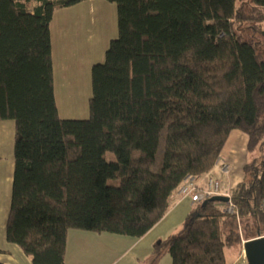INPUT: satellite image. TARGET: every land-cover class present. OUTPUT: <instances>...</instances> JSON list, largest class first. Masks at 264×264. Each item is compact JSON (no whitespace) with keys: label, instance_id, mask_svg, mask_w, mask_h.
I'll list each match as a JSON object with an SVG mask.
<instances>
[{"label":"trees","instance_id":"16d2710c","mask_svg":"<svg viewBox=\"0 0 264 264\" xmlns=\"http://www.w3.org/2000/svg\"><path fill=\"white\" fill-rule=\"evenodd\" d=\"M85 1L0 0V121L15 123L7 241L32 264H65L72 230L142 238L239 130L236 214L196 205L151 262L167 251L172 264H228L227 250L264 236V0H106L118 35L92 67L90 116L64 119L52 22Z\"/></svg>","mask_w":264,"mask_h":264},{"label":"rangeland","instance_id":"374dc122","mask_svg":"<svg viewBox=\"0 0 264 264\" xmlns=\"http://www.w3.org/2000/svg\"><path fill=\"white\" fill-rule=\"evenodd\" d=\"M89 8L95 10L96 13L90 14ZM75 18H78L80 23H76ZM94 18L95 21H93ZM117 35V6L106 0H92L69 12L59 10L56 13L52 22V59L56 102L62 118L75 120L89 118L92 67L105 61L109 43ZM105 157L108 161L115 159L111 153H106ZM108 183L111 186L119 185V181L114 179L109 180ZM178 215L180 217V214ZM186 216L181 223H174L179 226L174 228L173 233H177L181 229ZM166 223L162 224L152 235L147 236L145 240H140L136 244L133 241H137V238L119 235L128 240L122 241L114 247L102 244L98 247L97 252L105 254L104 264H151L155 246L162 240L159 236L163 238L168 236L163 230ZM70 233H75V231ZM69 245L72 256L79 255L77 244H74L72 237L69 240ZM83 252L84 250L80 254ZM226 256L228 264H248L246 258L237 260L238 250L235 248L227 250ZM156 264H172L170 254L165 251Z\"/></svg>","mask_w":264,"mask_h":264},{"label":"crops","instance_id":"0c3cea01","mask_svg":"<svg viewBox=\"0 0 264 264\" xmlns=\"http://www.w3.org/2000/svg\"><path fill=\"white\" fill-rule=\"evenodd\" d=\"M92 0H88L85 2H91ZM77 4L73 7L62 9V12H69L73 10V8H78ZM102 2V1H101ZM77 6V7H76ZM90 9V8H89ZM81 10V9H79ZM79 13V11H77ZM95 14V10L90 9V14ZM79 19H81L78 16ZM78 18L75 20L76 23H80ZM95 21V18L94 20ZM14 143H15V123L12 120H4L0 121V263L1 264H32V261L29 257H27L21 248L15 244H11L6 239V224L8 219V214L11 206V197H12V187H13V179H14ZM247 144H248V136L239 130H233L228 140L222 150L220 158L217 162L220 166H225L228 169V173H222L217 166L213 169L210 174L205 179H200L199 184L202 187L205 186V182L208 178H214L220 181L224 187V192H228L229 194L236 188V186L243 180L244 173L243 168L247 161ZM191 200V198L181 199V197L177 196L174 202V205L166 214L164 219L159 222L146 236L136 239L137 241H133L134 244L139 242L140 240H145L147 236L152 235L162 224L165 222L166 225L163 230L166 232L165 234L174 235V228L179 226V224L175 225L174 223H181L183 221L184 216L188 215L193 207H195ZM180 214V217L179 215ZM187 217V216H186ZM178 218V221H177ZM169 220V222H168ZM175 225V226H174ZM75 231V233H70ZM68 233L67 240V253H66V261L65 264H104L105 263V254L98 253L97 249L100 245L105 246H115L119 245L120 242H125L128 239L121 237L119 235H108L110 233H95V232H78L79 230H72ZM180 231V230H179ZM178 231V232H179ZM163 232V234H164ZM173 233V234H172ZM71 234V235H70ZM162 235V234H161ZM116 236V237H114ZM74 239V244H77V250L79 251V255L75 257L72 256L70 251L69 240L70 238ZM162 240L167 239L159 236ZM130 240V239H129ZM161 241V240H160ZM132 242V241H131ZM112 248V247H111ZM84 250L83 253L80 252ZM238 249L237 260H244V249L242 253ZM120 259V258H119Z\"/></svg>","mask_w":264,"mask_h":264},{"label":"built area","instance_id":"2783aa9c","mask_svg":"<svg viewBox=\"0 0 264 264\" xmlns=\"http://www.w3.org/2000/svg\"><path fill=\"white\" fill-rule=\"evenodd\" d=\"M218 162V161H217ZM217 168L227 174L228 169L225 166H220L216 163ZM222 183L214 178H208L205 182V186L199 184L197 177L189 175L187 176L177 191V196L181 199L191 198L192 202L196 205L210 199L217 195H224L230 198L226 203L225 212L227 214H236L235 205L231 200V195L228 192H224ZM261 209L264 212V199L261 203ZM243 242V246H244Z\"/></svg>","mask_w":264,"mask_h":264},{"label":"water","instance_id":"95a60500","mask_svg":"<svg viewBox=\"0 0 264 264\" xmlns=\"http://www.w3.org/2000/svg\"><path fill=\"white\" fill-rule=\"evenodd\" d=\"M210 200L227 203L230 198L224 195H217L211 197ZM243 249L248 264H264V236L246 241Z\"/></svg>","mask_w":264,"mask_h":264}]
</instances>
